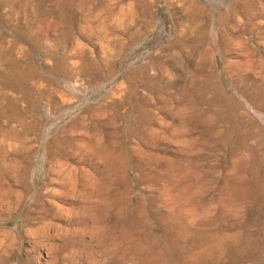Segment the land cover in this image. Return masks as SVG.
Segmentation results:
<instances>
[{
    "label": "rangeland",
    "instance_id": "obj_1",
    "mask_svg": "<svg viewBox=\"0 0 264 264\" xmlns=\"http://www.w3.org/2000/svg\"><path fill=\"white\" fill-rule=\"evenodd\" d=\"M0 264H264V0H0Z\"/></svg>",
    "mask_w": 264,
    "mask_h": 264
},
{
    "label": "bare ground",
    "instance_id": "obj_2",
    "mask_svg": "<svg viewBox=\"0 0 264 264\" xmlns=\"http://www.w3.org/2000/svg\"><path fill=\"white\" fill-rule=\"evenodd\" d=\"M40 233V232H39Z\"/></svg>",
    "mask_w": 264,
    "mask_h": 264
}]
</instances>
